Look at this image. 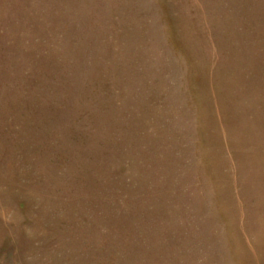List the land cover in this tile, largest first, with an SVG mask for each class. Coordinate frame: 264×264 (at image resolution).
<instances>
[{
    "label": "rangeland",
    "instance_id": "obj_1",
    "mask_svg": "<svg viewBox=\"0 0 264 264\" xmlns=\"http://www.w3.org/2000/svg\"><path fill=\"white\" fill-rule=\"evenodd\" d=\"M0 264H264V0H0Z\"/></svg>",
    "mask_w": 264,
    "mask_h": 264
}]
</instances>
